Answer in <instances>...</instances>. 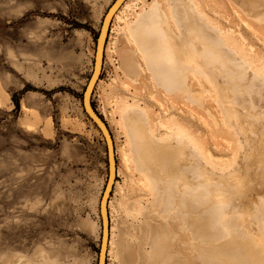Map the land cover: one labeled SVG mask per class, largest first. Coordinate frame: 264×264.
I'll return each instance as SVG.
<instances>
[{
	"label": "rangeland",
	"instance_id": "374dc122",
	"mask_svg": "<svg viewBox=\"0 0 264 264\" xmlns=\"http://www.w3.org/2000/svg\"><path fill=\"white\" fill-rule=\"evenodd\" d=\"M112 1L0 0V264H5L3 259L13 253L30 256L37 247L69 264H97L98 201L106 181L108 161L102 134L84 115L81 96L91 74L101 19ZM135 1L129 2L131 7L112 30L99 76L101 82L91 96L93 107L108 126L114 149L116 146L122 152H130L121 100L136 99L154 120H167L169 105L180 123L189 119L192 130L210 139L206 150L217 156V167L224 168L237 155L239 175L255 181L256 170L264 164V107H256L253 113L256 122L244 116L248 102L244 108L225 104L241 114L252 130L247 144L239 148L232 132L214 129L204 109L185 101L184 95L164 93L154 84L132 41L127 43L120 35L125 22L140 11L142 2L148 4L154 0ZM197 1V9L208 7L202 10L219 20L226 42L231 41L229 44L238 55L241 53L252 61L264 58V22H254L232 0ZM260 1L263 4L259 0L256 4L264 5ZM246 9L250 10L248 6ZM231 29L236 32H228ZM236 33L242 34L247 43H241ZM123 60L139 69L132 76L136 81L125 75L121 67ZM190 76L189 87L205 92L200 85L205 79L195 74ZM212 79L219 89L223 80ZM226 81L230 87L236 86L235 80ZM214 94L210 97H215ZM201 95L207 99V106L214 104L207 94ZM117 162L116 159V166L120 167L116 177L118 186H113L108 199L112 200L110 227H113L115 249L135 244L149 252L151 230L161 221L157 213L159 203L152 195L153 190L132 189L125 169ZM130 175L137 182L138 172L131 171ZM137 201L142 206L140 211L134 209ZM84 220L93 222V233ZM189 251L188 264H202ZM34 264L42 263L35 260ZM105 264H117L114 254L110 260L105 259Z\"/></svg>",
	"mask_w": 264,
	"mask_h": 264
},
{
	"label": "bare ground",
	"instance_id": "6f19581e",
	"mask_svg": "<svg viewBox=\"0 0 264 264\" xmlns=\"http://www.w3.org/2000/svg\"><path fill=\"white\" fill-rule=\"evenodd\" d=\"M115 1L109 4L103 14L98 33L106 13ZM130 1L119 0L106 17L99 41L102 46L107 38L108 41L104 51L100 53L99 50L98 58L102 61L99 71L89 86L91 94L101 82L99 76L103 59L106 58L104 54L106 55L109 50L112 30L115 24L122 20L124 12L131 7ZM232 1L238 2L236 5L240 6L244 13H248L254 22H264L262 1L259 0L262 6L256 4L257 0ZM197 3V0H154L148 4L143 1L140 11L132 20L125 22L120 35L124 36L127 43L132 41L142 55L145 69L150 72L158 88L169 95H184L185 101L200 110L204 109L214 129L226 133L232 132L233 141L242 148L251 138L252 130L241 114L227 108L225 104L244 108L248 102L244 116L256 121V116L253 114L256 107L260 105L262 109L264 107V58L252 61L240 55L241 53L238 55L233 45L229 44L231 41L226 42L225 31L219 20L211 14L208 15L209 11H203L209 9L208 7L203 9L201 6L203 10L197 9ZM247 6L250 10L246 9ZM109 30L110 34L107 37ZM228 32L236 31L231 29ZM236 35L241 43L247 41L242 34L236 33ZM93 57L91 74L85 87L94 71L96 48ZM121 67L128 79L136 81V78L132 77L139 71L136 65L123 60ZM192 74L205 79L204 83L200 84L205 88L203 90H206L205 92L201 91V93L189 87ZM213 77L223 80L219 89L212 81ZM229 79L235 80L236 86L230 87L226 81ZM212 92H215V97H210ZM204 93L214 103L210 107L205 103L207 99L201 95ZM135 100L134 98L132 102L121 100L120 106L124 110L130 152H122L115 146L112 154L113 163L105 147L108 167L106 181L98 201L99 248L102 239L100 205L102 197L106 200L111 198L113 186H118L116 177L120 174V167L117 168L116 159L125 169L126 179L132 189L143 191L147 188L154 191L152 195L154 193L159 203H157L159 205L157 213L161 221L152 226L149 252L142 251L135 244L134 246L125 244L115 249L111 226L105 248V259L110 260V256L114 254L117 264H156V262L188 264V250H190L189 252L194 254L192 258H200L202 264H264V192H260L261 188H264V164L256 170L255 181L244 177V174V178L239 175L241 168L235 164L237 155L233 156L224 168H221V165L217 167V156L206 150V143L210 139L192 130L193 124L189 119L184 120L183 124L180 123L174 117L172 107L168 105L167 120H154L149 111ZM82 110L84 115H87L83 104ZM213 110H216V113ZM186 113L190 114L189 111ZM262 116L264 117V113ZM104 143L106 145L105 140ZM244 158L247 160L248 154ZM112 164L114 173L110 176L109 168ZM131 171L138 172L137 182L133 181ZM244 180L246 184L243 183ZM254 184H256L255 188ZM111 204L112 200H108L106 208L110 221H112ZM141 207L139 201L134 203L136 211H140ZM163 210L165 214L162 216ZM84 225L93 233V222L84 220ZM145 229L142 228L147 231ZM136 230L138 231V228ZM142 230L140 232H143ZM138 250L141 251L136 256ZM98 257L99 251L97 262ZM3 260L5 264H34L35 260H39L42 264H69L57 256L49 255L42 247L35 248L30 256L18 252L6 256ZM69 262L74 263V261Z\"/></svg>",
	"mask_w": 264,
	"mask_h": 264
},
{
	"label": "water",
	"instance_id": "95a60500",
	"mask_svg": "<svg viewBox=\"0 0 264 264\" xmlns=\"http://www.w3.org/2000/svg\"><path fill=\"white\" fill-rule=\"evenodd\" d=\"M119 0H116L114 2V4L112 5V7L117 4ZM122 1V0H120ZM112 7L108 10V12L106 13L100 32L98 33V37L96 38V42H97V46H96V57L94 60V71L90 77V80L87 84V86L83 89L84 91L82 92V96H81V100H82V104L84 107V111L87 114V116L91 119V121L94 123V125L97 127V129L100 131V133L102 134L105 142H106V148H107V153H108V157L112 159V154L114 151L113 148V142H112V137L111 134L109 132L108 126L105 123V121L101 118L100 114L96 111V109L93 107L92 105V101H91V93H90V89L89 86L91 84V81L93 80V78L95 77L96 73L99 71L100 66H101V58H98L99 56V50L100 53L105 48L106 42L107 40H105L104 45L102 46V44L100 45V37L103 33V28H104V24H105V20L106 17L108 16V14L110 13ZM108 37V34H107ZM110 166V165H109ZM111 173H114V165L112 164V167L110 166L109 168V175L111 176ZM108 205V200H106L104 197H102V201H101V205H100V214H101V219H102V239H101V243H100V248H99V257H98V262L97 264H104V259H105V248H106V243L108 241V234H109V230H110V219L108 216V210L106 208V206Z\"/></svg>",
	"mask_w": 264,
	"mask_h": 264
}]
</instances>
